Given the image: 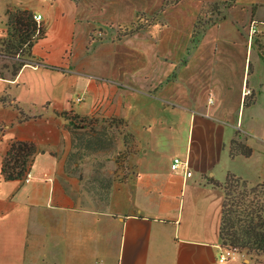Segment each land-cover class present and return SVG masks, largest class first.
Wrapping results in <instances>:
<instances>
[{"label": "crops", "instance_id": "obj_1", "mask_svg": "<svg viewBox=\"0 0 264 264\" xmlns=\"http://www.w3.org/2000/svg\"><path fill=\"white\" fill-rule=\"evenodd\" d=\"M207 4L223 16L192 45ZM6 10L41 15L43 37L38 63L0 79V169L11 142L38 150L28 182L0 177V264H252L218 261L213 184L264 183V0H0V33ZM62 112L120 118L134 136L133 175L106 202L65 167ZM237 133L249 158L229 155ZM174 158L191 177L171 171Z\"/></svg>", "mask_w": 264, "mask_h": 264}, {"label": "trees", "instance_id": "obj_2", "mask_svg": "<svg viewBox=\"0 0 264 264\" xmlns=\"http://www.w3.org/2000/svg\"><path fill=\"white\" fill-rule=\"evenodd\" d=\"M229 7V4L224 6L226 9ZM33 15L28 10H7L4 13V29L0 33V79L13 80L26 64L38 63L32 55V47L37 39L43 37V29L34 21ZM216 15L218 18L208 26L215 25L223 16ZM198 28L199 19L193 28L192 45L204 33L205 28ZM7 98H0V104L7 102ZM14 109L18 110L16 106ZM56 116L65 121L71 138V151L65 165L68 172L78 173L88 155L116 152L120 140L124 151L115 155V164L119 166L121 157L126 160L135 145L134 136L127 131L123 119L80 117L72 112L56 113ZM36 154L38 150L33 142H11L2 159L1 179L4 182L22 181ZM251 154L246 139L237 133L229 145L230 157L249 158ZM89 182L96 190L98 201L106 202L114 181L93 177ZM213 185L223 191L218 234L220 246L244 252L252 264H264V183L252 186L234 175H228L222 185Z\"/></svg>", "mask_w": 264, "mask_h": 264}, {"label": "rangeland", "instance_id": "obj_3", "mask_svg": "<svg viewBox=\"0 0 264 264\" xmlns=\"http://www.w3.org/2000/svg\"><path fill=\"white\" fill-rule=\"evenodd\" d=\"M164 8H165V6H163V5L162 6L157 5V7H156L157 13L160 10L163 11ZM222 13H224V11H223V8L220 6L208 5V4L203 6L201 8L200 14H199V28L198 29L202 30V29L206 28L208 25H210L209 23L214 22L218 18V15H216V14H222ZM3 21H5V18L3 19ZM107 28L108 27L106 26V29ZM109 28H110V26H109ZM122 29H125V31L127 29L133 30V27L131 26V28H130L128 25V27H126V28L123 27ZM101 30H103V29L100 28L98 31H94L96 43H98L101 40H106V37L103 36ZM3 62L6 64H9L8 61H3ZM73 100H75L74 96L72 97V101ZM97 129H99V127ZM121 149H122L121 145L118 144L116 152L109 153V154L97 153V154L88 155V157L83 161V164L79 168L81 171V175L84 177V186L83 187H85L87 190H92L93 197H94L93 199H94V201H97L98 203H100V202L98 201L97 196L95 194L96 190L92 188L93 186L89 182L93 177H99L100 179H104V180H112V181L118 183V182H122V181L126 180L128 177L133 175V169L130 166V164H128L129 154H128L126 160H123V158H122L123 156L121 157V159L119 161L120 162L119 166L113 165L112 158L115 157V155L118 151H120L119 153H123L121 151ZM246 258L249 260L247 255H246Z\"/></svg>", "mask_w": 264, "mask_h": 264}, {"label": "built area", "instance_id": "obj_4", "mask_svg": "<svg viewBox=\"0 0 264 264\" xmlns=\"http://www.w3.org/2000/svg\"><path fill=\"white\" fill-rule=\"evenodd\" d=\"M33 19L37 23V25H39V26L41 25V21H42L41 15H33ZM249 95H250V91L245 90L243 96H249ZM81 101H82L81 98L76 99V103H80ZM170 169L172 172H176V173L182 172L185 178H189L192 175L188 171V164L185 162H182V160L179 158H174L172 160ZM29 179H30V175H29V173H27L22 181L28 182ZM237 259H240V260L247 259L246 254L244 252H238V251H233V250H229V249H224L222 247L220 248V255L218 258L219 263H224L227 261L237 260ZM98 264H103V263L99 262Z\"/></svg>", "mask_w": 264, "mask_h": 264}]
</instances>
